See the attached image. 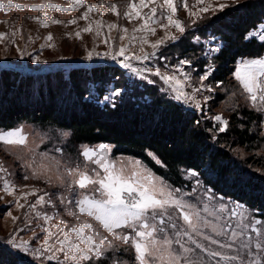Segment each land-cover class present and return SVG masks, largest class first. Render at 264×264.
<instances>
[{"label": "rangeland", "instance_id": "1", "mask_svg": "<svg viewBox=\"0 0 264 264\" xmlns=\"http://www.w3.org/2000/svg\"><path fill=\"white\" fill-rule=\"evenodd\" d=\"M241 1L243 0H204L203 4H198L197 0H175L177 9L175 19L181 21L184 32L180 33L174 27L164 28L163 25L167 24V20L159 15L160 9L158 8L157 19L159 22L151 25L155 28V34L153 35L150 32H134V29L140 28L143 21L140 19L129 20L124 15L128 11L127 6L129 3H138L139 0H83L84 5H92L96 9L88 14L87 19L81 18L87 11V7H79L69 12L49 8L39 11L32 10L34 5L47 4H56L68 8L71 7V0H11L13 5H23V9L8 8L9 0H0V3L6 6L5 9H0V33L5 34V39L0 41V71L4 69L35 70L44 73L45 71L64 70L68 73L74 68L91 69L100 65L124 67V63H129L131 68L125 69L132 78L148 79L149 76H157L155 73L159 70L161 74L176 75L178 79L183 81L184 76L176 71L179 67L189 77L184 82L183 91L192 96L193 89H200L194 95L199 107H196L191 100L187 103L183 100L180 101L188 107L198 109L202 115L214 120L220 129L224 125L218 123L214 118L221 116L227 122L225 130L230 125L231 115L236 113L240 106L247 105L263 114L260 127L263 130L262 136H264V106L260 105L259 99L256 101L257 106H253L249 94L244 91L236 79V73L242 63L255 59L240 61L233 78L228 79L227 83L222 85L211 80L210 76L214 71L211 63L205 65L203 70L200 71L195 66V62L181 54L180 50L179 52L171 51L173 44L181 42L184 37L195 29L194 24L204 22L205 19L216 15L227 6ZM158 2L162 3V0H158ZM185 3L187 4V10L184 7ZM207 3L212 5L209 11L200 12L198 16H190L191 12H198ZM111 5L117 6L115 13L112 11ZM220 5H225V7L221 10ZM151 6L149 5V7ZM148 11L149 8H144L142 14ZM164 12L167 13L168 9L165 8ZM38 20L45 21L47 27L41 26ZM53 20L61 23H52ZM73 20L76 21L75 24L69 23ZM98 22L99 27L97 26ZM113 24L116 27L109 28V25ZM86 28L91 30L84 31ZM124 29H127V32L123 31ZM77 33H79V36H77ZM262 33H264V23L252 32V36L264 40ZM49 35L52 37L50 41L46 39ZM122 36L124 39H121ZM133 36L135 39H133ZM142 36H146L147 44L141 42L140 38ZM168 36H174L175 39H168ZM158 40H163V43L153 49L150 45ZM194 41L201 47V57L205 59H210L220 47L218 43L215 44L213 38H196L195 36ZM121 48L125 49L123 55L119 54ZM141 49L143 50L141 51ZM90 54L91 57L89 58ZM113 56H116V59H113ZM144 56L148 58L136 59V57ZM125 57L128 59L125 60ZM261 59H264V57ZM181 61L186 63L180 64ZM205 75L207 79H202ZM261 80H264V77ZM107 87L109 90L104 96V101L114 102L113 100L119 97L123 88L116 89L112 82H109ZM167 87L173 95H176L168 85ZM259 95L260 93L257 92L258 98ZM17 129L22 130L23 135L27 137L25 145L0 143V167L6 170L0 172V246L5 245L16 254L25 255L40 264H57L55 260L49 261L46 259L47 255L52 254L57 256L59 260L64 261V252L55 250L59 248L57 240L63 239V233H68L72 227L79 228L87 223L92 225V229H85V234L93 235L97 243L103 238L105 243L100 257L89 253L90 259L81 261L80 264H94L107 256L117 259L114 256L115 248L125 249V245H128L133 253V263L137 264L136 253L130 243L126 244L122 239H117L114 235L108 233L99 222L86 213H81L76 204V201L81 198V192H87L88 195H95L96 197L99 194L93 193L91 186L89 189H80L78 185L73 183L76 177L70 175L69 170L78 166L80 170L87 171L89 175H92L93 170L97 169L98 166L87 160L83 155V151L85 149L98 151L101 145L106 146L105 155L107 160L114 162L118 168L124 167L125 170H131L135 167L136 162H139L140 171L147 170L158 181L167 185L168 188L176 190L177 198L182 197L188 203L201 208L205 204L213 210L223 207L225 211L220 214L221 220H229L233 227H235L237 220L242 225H247L248 231L241 239L246 242L250 241V247L241 253L242 256L247 257L249 251L255 255V244L258 242L264 243V220L244 204L221 195H215L212 189L203 184L195 171L188 170L185 172V176L193 181L190 188H174L146 167L141 160L130 156H113V146L110 144H83L72 150L69 144V132L59 129L42 130L29 124L10 130L0 129V132ZM236 150L242 158L248 159L250 157L246 151ZM258 153L263 155L264 150L262 149ZM4 180H7L14 188L11 195L3 190ZM33 192L35 195L31 194ZM40 196L44 197V203L36 205L35 209H32L31 205L35 204ZM17 201L23 207H18ZM9 212L11 217L8 215ZM232 212H235L236 215L230 216ZM37 213L40 215L38 216ZM12 217H15V220ZM46 217L51 219L46 222ZM207 218L209 220L214 219L211 216ZM255 220L261 221V224L255 225L261 235H257L256 232L251 230V222ZM61 221H64V224H61ZM56 225H59V228ZM60 228L63 229V233L60 232ZM44 229L50 230L53 236L49 239V250L37 254V250L44 247V239L47 238V232ZM121 229H125V231ZM204 231L221 242L225 241L223 237H215L209 229H204ZM115 232L120 235H133L131 230L127 228L115 229ZM171 234L172 232L169 229V235ZM13 238L17 244L21 241L27 242L29 252L25 253L9 244L8 241ZM194 238L200 239L195 236ZM69 239L78 242L75 234L70 235ZM184 239L187 241V237ZM200 242L214 250L218 249V245H210L203 240H200ZM81 247L85 246L81 245ZM189 247L194 248V245L189 244ZM236 247H239V243ZM219 250L225 251L223 249ZM124 251L129 253L127 250ZM196 252L199 253V250L197 249ZM227 254L232 255L234 252L228 250ZM200 256L205 261L208 260L206 254L200 253ZM117 261L118 264H128L125 260L119 261L118 259ZM66 264H72V261L68 260ZM111 264H113V261ZM114 264L116 263L114 262ZM261 264H264V254H262Z\"/></svg>", "mask_w": 264, "mask_h": 264}, {"label": "trees", "instance_id": "2", "mask_svg": "<svg viewBox=\"0 0 264 264\" xmlns=\"http://www.w3.org/2000/svg\"><path fill=\"white\" fill-rule=\"evenodd\" d=\"M263 23L264 0H243L194 24L195 29L171 51L180 50L200 71L211 63V80L224 85L240 61L264 57V40L252 36ZM195 36L215 39L220 45L217 53L210 59L201 57ZM109 82L123 88L114 102L104 101ZM262 120L258 110L240 106L228 129L221 131L214 120L175 99L159 76L132 78L119 65L74 68L68 73L0 71V129L29 124L67 131L72 150L83 144H110L113 156L141 160L174 188H190L193 181L185 172L195 171L215 195L244 204L264 220V154L258 153L264 150ZM236 149L250 157L242 158ZM125 246L113 249L117 259L107 256L94 264H118V259L134 264L133 253ZM0 264L40 263L1 245Z\"/></svg>", "mask_w": 264, "mask_h": 264}, {"label": "snow or ice", "instance_id": "3", "mask_svg": "<svg viewBox=\"0 0 264 264\" xmlns=\"http://www.w3.org/2000/svg\"><path fill=\"white\" fill-rule=\"evenodd\" d=\"M198 4H203L204 0H197ZM149 5H152L149 7ZM8 8L15 7L23 9V5L9 3ZM79 7H87V11L81 17L87 19L88 14L96 9L92 5H84L83 0H71V7H60L56 4L47 5H34L32 10L39 11L44 8L59 10L61 12H69ZM116 5H111L112 11L116 12ZM187 10V4L184 5ZM225 5H220L222 10ZM6 6L0 3V9H5ZM128 11L124 13L125 17L129 20L140 19L143 21L140 28L134 29V32H150L155 34V28L151 25L157 24V10L160 9L159 15L167 20V24L163 25L164 28L174 27L178 32L183 33L184 28L181 21L175 19L176 5L175 0H139L138 3L132 2L127 6ZM149 8L147 13L142 14V9ZM168 9L165 13L164 9ZM212 8L211 3L205 4L198 12H191L190 16H198L200 12H207ZM139 9V10H138ZM135 13V15H133ZM43 27L47 24L43 20H38ZM52 23H61L60 21L53 20ZM69 23L75 24L76 21ZM98 27L99 22H98ZM116 25H109V28H115ZM90 28L84 31H90ZM123 31L127 32V29ZM15 34V33H13ZM264 37V33L261 34ZM79 36V33H77ZM167 36V33H166ZM168 39H175L174 36H168ZM5 39V34L0 33V41ZM47 40H51L49 35ZM121 39H124L122 36ZM133 39L135 37L133 36ZM141 42L147 44L146 36H142ZM163 40H158L150 46L156 49ZM143 49H141L142 51ZM125 52L124 48L120 49V55ZM154 54V53H153ZM91 54L89 55V58ZM116 59V56L112 57ZM147 56L136 57V59H147ZM128 58L125 57V60ZM186 63L181 61L180 64ZM125 68H131L129 63H124ZM184 76V80H180L176 75L161 74L159 70L155 75L159 76L161 80L167 84L171 90L176 94L175 99L183 100L185 103L190 100L199 107V103L195 101V92L200 89H193V95L189 96L183 91L184 82L189 77L183 73L182 68H177ZM264 59H255L249 62L242 63L240 69L236 73V79L239 81L244 91L249 94V98L253 101V106H257L256 101L259 99L260 105L264 106ZM202 79H207L205 75ZM257 92L260 93L259 98ZM218 123L224 125L220 130L224 131L227 122L221 116L214 118ZM0 143L5 145H25L27 137L23 135L22 130H12L7 132H0ZM106 146L101 145L99 150L83 151L84 157L95 163L98 168L93 170V174L89 175L87 171H82L77 168L70 169L69 174L76 177L73 183L78 185L82 190L89 189L93 193H98L99 196H90L87 192L80 193V199L76 201L81 213H86L94 220L99 222L101 226L110 234L114 235L117 239H122L124 243L131 244L134 248L137 264H261L262 254H264V243L258 242L255 244L256 253L253 255L251 251L247 253V257L242 256L241 253L245 249H249L250 241H243L241 239L248 231L247 225H242L239 220L236 221L235 227L229 220H221L220 214L225 211L223 207L215 210L210 209L207 204L202 208L197 205L188 203L182 197H176V190L168 188L163 182L158 181L147 170L140 171V164L136 162L135 167L131 170H125L124 167H117L114 162L107 160ZM98 157V158H95ZM102 170V172H101ZM6 171L0 167V172ZM35 174V173H34ZM3 190L11 195L14 188L7 180L3 182ZM35 195V193H31ZM26 199V197H24ZM44 203V197L40 196L36 203L31 205L35 209L36 205ZM18 207H23L17 201ZM207 214V215H203ZM8 215L11 217V213ZM39 216L40 214L37 213ZM236 213H230V216H235ZM211 216L214 219L209 220L207 217ZM15 220V217H12ZM51 219L46 217L45 221ZM182 221V223H181ZM64 224V221L60 222ZM252 231L257 235H261L255 225L261 224V221H252ZM59 228V225H56ZM127 228L130 229L133 235H120L115 232V229ZM85 229H92L91 224H83L79 228L72 227L68 233H63V239H58L57 243L59 248L56 251L64 252L65 260L61 261L54 254L47 255L46 259L49 261L55 260L57 264H66V261L71 260L72 264H80L81 261H88L90 259L89 253H93L96 257L102 255L104 246V239L102 238L98 243L95 241L93 235H86ZM169 229L172 234L169 235ZM209 229L215 237L225 238L224 242L214 238L204 231ZM239 229V231H238ZM47 232V238L44 239V247L37 250L46 252L49 250V239L53 233L44 229ZM75 234L78 242H73L69 239L70 235ZM199 237L200 239H196ZM187 237V241H185ZM200 240L207 241L210 245H218V249L214 250ZM9 244H12L17 249L27 253L29 252L28 243L21 241L16 243L15 239H10ZM239 243V247L236 245ZM189 244L194 245L189 247ZM84 245L85 247H81ZM199 250V253L196 250ZM223 249L225 251H220ZM232 250L234 254L228 255L227 251ZM200 253L206 254L208 260L205 261ZM196 257V258H193Z\"/></svg>", "mask_w": 264, "mask_h": 264}, {"label": "built area", "instance_id": "4", "mask_svg": "<svg viewBox=\"0 0 264 264\" xmlns=\"http://www.w3.org/2000/svg\"><path fill=\"white\" fill-rule=\"evenodd\" d=\"M101 66V65H100Z\"/></svg>", "mask_w": 264, "mask_h": 264}]
</instances>
